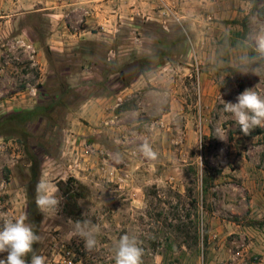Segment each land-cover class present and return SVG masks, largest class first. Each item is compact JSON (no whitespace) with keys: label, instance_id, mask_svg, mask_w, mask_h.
Masks as SVG:
<instances>
[{"label":"rangeland","instance_id":"1","mask_svg":"<svg viewBox=\"0 0 264 264\" xmlns=\"http://www.w3.org/2000/svg\"><path fill=\"white\" fill-rule=\"evenodd\" d=\"M180 2L169 31L143 22L105 49L49 51L45 71L0 32V123L36 111L27 135L0 136V227L28 217L31 155L61 197L42 213L46 264H115L125 234L143 264H264V128L244 135L223 110L245 89L264 96V0ZM77 220L99 227L95 249L65 238Z\"/></svg>","mask_w":264,"mask_h":264},{"label":"crops","instance_id":"2","mask_svg":"<svg viewBox=\"0 0 264 264\" xmlns=\"http://www.w3.org/2000/svg\"><path fill=\"white\" fill-rule=\"evenodd\" d=\"M181 4L179 0H0L6 9L0 32L14 35L9 42L13 47L32 50V59L45 71L49 51L63 57L77 47L105 49L111 38L132 32L143 22L169 31L186 15Z\"/></svg>","mask_w":264,"mask_h":264},{"label":"clouds","instance_id":"3","mask_svg":"<svg viewBox=\"0 0 264 264\" xmlns=\"http://www.w3.org/2000/svg\"><path fill=\"white\" fill-rule=\"evenodd\" d=\"M256 50L264 56V35L257 39ZM245 65L251 63L248 57L242 58ZM253 75H259V69L252 68ZM237 102H225L223 110L232 114L244 135H249L257 126L264 128V96L254 91L253 88L245 89L237 96ZM224 140L222 136H218ZM139 152L149 160H156L158 153L152 144L145 139L139 146ZM59 188L51 181L41 180L36 186V206L42 213H56L59 210L61 197ZM27 214L17 218L3 220L0 227V253H7L5 259H0V264H46L47 258L38 254L34 245L38 244L40 237L34 232L33 226L27 223ZM99 227L89 220H77L65 234L69 241L78 239L83 241L86 251H91L97 246L96 236ZM144 250L140 247L135 235L125 234L119 238L115 247V264H143ZM30 257V262H29Z\"/></svg>","mask_w":264,"mask_h":264},{"label":"trees","instance_id":"4","mask_svg":"<svg viewBox=\"0 0 264 264\" xmlns=\"http://www.w3.org/2000/svg\"><path fill=\"white\" fill-rule=\"evenodd\" d=\"M35 114H36V111L19 113L1 122L0 123V136L11 134L12 132L15 131L16 128L22 131V134L24 133V135H27L25 125L28 121H30L34 117ZM29 157L33 165H32V180H31V184L28 189V192H29L28 219H29V223L32 224L33 226L34 232H36V234L40 236L43 217H42V212L36 206V202H35L36 186L39 183V177H40L39 163L37 159L34 158L33 156L30 155ZM69 181L71 182L74 180L71 179ZM76 183L80 188L83 187L81 183L79 182H76ZM68 193L69 194L67 193L66 194L70 196L72 195V193H75L74 188H72V190L69 191ZM37 246L38 244L34 245L35 249L37 248ZM29 262H30V257H29Z\"/></svg>","mask_w":264,"mask_h":264}]
</instances>
